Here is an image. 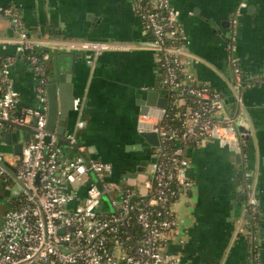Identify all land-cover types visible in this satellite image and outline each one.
<instances>
[{
    "label": "built area",
    "instance_id": "2783aa9c",
    "mask_svg": "<svg viewBox=\"0 0 264 264\" xmlns=\"http://www.w3.org/2000/svg\"><path fill=\"white\" fill-rule=\"evenodd\" d=\"M131 1L151 36L148 47L159 59L168 98L166 108L153 107L141 115L139 131L156 132L159 145L153 149L152 171L142 184L132 186L111 180L112 164L89 158L86 146L75 135L68 144L78 154L69 160L64 157L59 136L47 129L45 63L50 56L28 33L16 7L3 10L18 32V52L26 56L38 76L35 89L40 107H22L17 114L19 92L12 78L16 59L6 56L0 65V143L12 129L24 127L34 132L23 143L19 161L10 160L0 150V181H8L5 190L10 198L2 202L0 210V264H184L181 257L166 252L164 242L177 225L175 202L194 186L188 174L187 150L212 140L230 146L242 157L245 223L238 232L248 242L251 264H262L260 201L245 141L238 137L237 117L228 114L221 91L207 84H191L190 75H183L181 58L187 38L171 0ZM246 6L242 2L230 19L227 45L238 106H243L242 90L252 85L237 55L239 18ZM59 45L90 51L93 57L118 48L91 40H66ZM81 103L79 98L74 100L79 112Z\"/></svg>",
    "mask_w": 264,
    "mask_h": 264
},
{
    "label": "crops",
    "instance_id": "0c3cea01",
    "mask_svg": "<svg viewBox=\"0 0 264 264\" xmlns=\"http://www.w3.org/2000/svg\"><path fill=\"white\" fill-rule=\"evenodd\" d=\"M239 18L237 55L243 73L252 85L242 90L243 106L234 107L233 70L227 45L229 23L242 2ZM179 11L186 35L182 73L191 84H207L224 94L229 115L246 118L244 140L248 166L254 173L260 201L259 249L264 264V0H171ZM16 7L28 33L42 43V52L50 59L45 75L53 69L58 56L75 54L73 83L75 99H81L82 111L71 112L61 150L68 160L77 151L68 144L70 136L87 148V156L113 166L110 179L132 186L141 173L153 169V150L139 134L147 92L155 89L165 96L162 69L156 53L148 47L146 32L131 0H0V65L6 56H14L12 78L23 107L35 103L37 74L17 50L18 32L6 7ZM66 40L105 41L117 46L92 56L90 51L70 50L59 45ZM65 69L71 58L64 57ZM47 77V75H46ZM242 116V117H243ZM243 120V122H244ZM83 122L82 127L79 123ZM17 132L12 129L7 133ZM249 132V133H248ZM6 133V134H7ZM28 132H17L22 144ZM60 138V137H59ZM57 138V142L58 139ZM13 141V140H12ZM3 144V145H2ZM0 143L14 149V143ZM59 144V142H58ZM7 155V154H6ZM189 176L194 186L174 204L177 225L166 234L165 250L182 258L184 264H251L250 247L238 227L245 223L244 195L241 191L242 157L228 145L208 141L187 150Z\"/></svg>",
    "mask_w": 264,
    "mask_h": 264
},
{
    "label": "water",
    "instance_id": "95a60500",
    "mask_svg": "<svg viewBox=\"0 0 264 264\" xmlns=\"http://www.w3.org/2000/svg\"><path fill=\"white\" fill-rule=\"evenodd\" d=\"M64 57L71 58L72 63L69 69H65V64L63 62ZM74 60L75 54H64L63 56H58L53 62V69L46 73L47 83L45 85V95L47 98V129L52 133H56L60 137L58 140L60 146L64 144V140L62 139V137L67 134L66 127L71 112L79 113V111L74 107V100L76 97L73 91L72 79L70 78V74L73 73ZM234 102V107L237 108L238 104L236 101ZM142 103L144 105L142 114H147L150 108L153 107L166 108L168 104V98L161 95L160 91L152 89L147 92V95ZM29 106L36 109L39 108L40 103L38 97L36 102L29 104ZM22 107L23 104L21 101H19L17 105V114L20 113ZM231 116L233 118L237 117L236 126L238 128V131L242 133L243 136L247 137V123L244 120L246 118L241 113L239 116L235 115V113ZM36 123L37 118L34 119L33 125H36ZM18 131L28 133L34 132L33 129L24 127L17 128V132ZM17 132L7 133L6 140L8 143H14L16 154H21L23 144L18 141ZM139 134L141 138L151 146L152 150L159 145V137L156 132L139 131ZM50 139L51 138L49 137L47 140L50 141ZM238 156L240 157V154ZM91 176L94 181H97L93 173H91ZM8 191L6 192L7 195H9ZM103 199L108 200L107 196H103Z\"/></svg>",
    "mask_w": 264,
    "mask_h": 264
},
{
    "label": "rangeland",
    "instance_id": "374dc122",
    "mask_svg": "<svg viewBox=\"0 0 264 264\" xmlns=\"http://www.w3.org/2000/svg\"><path fill=\"white\" fill-rule=\"evenodd\" d=\"M2 144V143H1ZM3 145V144H2ZM5 152H6V154H7V157L11 160V159H13L14 157H15V155H14V149H13V146L11 145V144H7L6 145V149H5ZM141 176L139 177V178H137V179H131V182L132 183H135V182H137V181H144L145 180V174H143V173H141L140 174ZM130 184H128V186H129ZM146 190L145 189H142V192H145Z\"/></svg>",
    "mask_w": 264,
    "mask_h": 264
},
{
    "label": "trees",
    "instance_id": "16d2710c",
    "mask_svg": "<svg viewBox=\"0 0 264 264\" xmlns=\"http://www.w3.org/2000/svg\"><path fill=\"white\" fill-rule=\"evenodd\" d=\"M8 181H5L4 179L0 181V210L2 209L1 204L4 202V200H10V198L7 195V191L5 190V186L7 185ZM12 205V204H11ZM251 255V251H250Z\"/></svg>",
    "mask_w": 264,
    "mask_h": 264
}]
</instances>
